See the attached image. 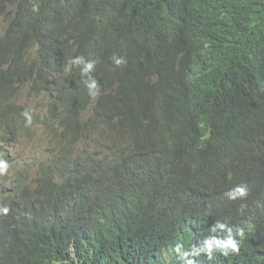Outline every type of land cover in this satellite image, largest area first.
Listing matches in <instances>:
<instances>
[{
    "label": "trees",
    "instance_id": "trees-1",
    "mask_svg": "<svg viewBox=\"0 0 264 264\" xmlns=\"http://www.w3.org/2000/svg\"><path fill=\"white\" fill-rule=\"evenodd\" d=\"M21 1L0 0V4L5 8ZM101 9L112 27L131 38L153 65V80L143 90L140 102L124 111L96 106L103 130L89 136L86 143L97 150L88 154V164L71 177L83 184L82 193L108 208L121 229L107 239L91 241L62 224L63 213L56 201L58 186L53 182V170H49L55 167L62 177L72 180L53 154L47 159L49 169L43 170L42 163L34 162L38 173L32 180L31 166L22 165L15 179L17 188L3 200L16 205L31 203L26 208L31 207L32 212L25 218L12 213L0 218V227L27 258L50 255L59 264H159L152 246L154 230L170 226L174 243L188 246L195 239L196 222L204 207L199 191L185 181L183 165L174 156L181 103L202 91L222 87L249 103L257 114L255 103L263 93L251 65L252 46L264 32V0H106ZM22 13L20 17L15 14L9 24L0 19V109L4 112L13 110L14 92L3 89L14 75L33 69L46 75L61 74L76 55L70 34L71 11L65 0H29ZM84 16L77 15L79 19ZM73 34L82 37L76 27ZM113 65L109 63V67ZM78 67L77 73H83ZM67 72L55 84L65 83ZM38 85L55 94L67 89ZM80 87L85 88V84ZM66 99L59 118L62 122L68 113L82 107L80 101L70 96ZM233 111L226 133L234 143L239 139V146L250 145L243 119ZM162 151L170 157L171 165L165 182L158 165ZM251 159L257 160L256 153L252 152ZM159 186L162 190L148 211L146 196ZM212 264L223 261L218 258Z\"/></svg>",
    "mask_w": 264,
    "mask_h": 264
},
{
    "label": "clouds",
    "instance_id": "clouds-1",
    "mask_svg": "<svg viewBox=\"0 0 264 264\" xmlns=\"http://www.w3.org/2000/svg\"><path fill=\"white\" fill-rule=\"evenodd\" d=\"M28 1L22 0L17 6L7 4L5 8L0 4V19L9 24L15 14L22 16ZM65 1L71 11L69 32L76 55L61 74L26 70L14 75L3 89L6 93L14 92V99L12 111L0 109V218L11 213L18 218L28 217L32 211L26 206L31 203L16 205L3 199L17 188L15 179L23 164L28 163L33 173L38 171L34 162L42 163L43 170L49 169L47 159L53 154L58 156L59 164L64 165L72 180L62 177L55 167L49 170H53V182L58 186L56 201L63 213L60 221L74 228L85 240L107 239L121 229L119 220L92 195L82 193L83 184L71 177L74 171L88 164V154L97 150V146L86 143L89 136L103 130L96 106L102 104L124 111L140 102L143 90L153 80V65L131 38L112 27L101 9V3L106 0ZM75 7L78 8L73 11ZM78 14L85 16L79 19ZM75 27L82 32L79 39L73 34ZM130 43L129 49L115 56ZM252 52L251 65L260 78L263 93L262 99L255 103L257 114L249 103L222 87L202 91L181 103L174 156L183 165L185 181L199 191L204 207L196 222L195 239L188 246L174 243L170 226L162 225L154 230L152 246L159 264H212L218 258L223 264H264V119L258 121L264 114V32L253 44ZM109 63L115 65L109 67ZM78 66L83 68V73H77ZM67 70L66 82L55 84ZM106 76L109 77L106 79ZM76 77L81 80L72 81ZM38 80L40 82L35 83ZM82 83L85 88L80 87ZM38 84L53 86L55 90L67 89L55 94ZM67 96L80 101L82 107L68 113L66 121L62 122L59 118L63 116ZM46 107L47 112L41 114ZM233 110L243 119L250 145L239 146L240 140L234 143L226 133L234 118ZM32 120L35 127H31ZM19 133L23 134V139ZM23 145L28 146L25 151ZM13 148L14 152L8 155ZM252 152L257 155L255 162L251 159ZM158 165L165 182L171 165L164 151ZM5 184H10L7 195L2 189ZM162 186L155 187L146 196V210L152 209ZM0 264L59 263L50 255L27 258L0 227Z\"/></svg>",
    "mask_w": 264,
    "mask_h": 264
},
{
    "label": "rangeland",
    "instance_id": "rangeland-1",
    "mask_svg": "<svg viewBox=\"0 0 264 264\" xmlns=\"http://www.w3.org/2000/svg\"><path fill=\"white\" fill-rule=\"evenodd\" d=\"M20 141H22V140H17V141H15V142H12V143H10L9 145L11 146V145H15V144H17V143H19ZM41 146V145H40ZM26 147H28L27 145H23V148H24V151H25V148ZM14 150H15V148H13L11 151H10V153H9V155H11L13 152H14ZM31 151H34L33 149H31ZM4 171H7V170H4ZM37 173H38V171L37 172H30V180H32L33 179V177H36L37 176ZM3 189V191H4V194H8V191H9V189H10V184L8 185H6L5 184V186L2 188Z\"/></svg>",
    "mask_w": 264,
    "mask_h": 264
},
{
    "label": "water",
    "instance_id": "water-1",
    "mask_svg": "<svg viewBox=\"0 0 264 264\" xmlns=\"http://www.w3.org/2000/svg\"><path fill=\"white\" fill-rule=\"evenodd\" d=\"M45 112H47V110H46V111H41V114H42V113H45ZM35 126H36L35 121L32 120V122H31V127H35ZM41 129H42V128H41ZM54 171H56V170H54ZM250 227H251V226H250ZM250 227H249V228H250Z\"/></svg>",
    "mask_w": 264,
    "mask_h": 264
},
{
    "label": "bare ground",
    "instance_id": "bare-ground-1",
    "mask_svg": "<svg viewBox=\"0 0 264 264\" xmlns=\"http://www.w3.org/2000/svg\"><path fill=\"white\" fill-rule=\"evenodd\" d=\"M79 7V6H78ZM76 9V8H75ZM47 10V9H46ZM62 11V10H61ZM60 11V12H61ZM69 11V10H68ZM64 12V11H63ZM71 14V13H70ZM59 17V16H58ZM51 18V17H50ZM71 20V19H70ZM59 26V25H58ZM124 26V25H123ZM124 30V29H123ZM47 108V107H46ZM109 123V122H108ZM110 127V126H109ZM107 130V129H106ZM8 141H11V140H8ZM13 142H15V141H13ZM9 155V154H8ZM113 156V155H112ZM5 158V157H4ZM82 175V174H81ZM75 244V243H74Z\"/></svg>",
    "mask_w": 264,
    "mask_h": 264
}]
</instances>
